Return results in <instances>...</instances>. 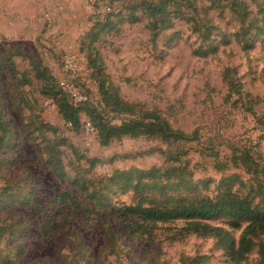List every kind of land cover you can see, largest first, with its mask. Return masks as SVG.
Listing matches in <instances>:
<instances>
[{"label": "rangeland", "instance_id": "374dc122", "mask_svg": "<svg viewBox=\"0 0 264 264\" xmlns=\"http://www.w3.org/2000/svg\"><path fill=\"white\" fill-rule=\"evenodd\" d=\"M108 1L91 6L87 0H26L25 31L19 30L17 36L13 25L6 32L14 34L6 37L0 33V50L16 43L26 55L13 60L18 77L7 70L0 72L3 114L12 128L0 161V197L5 201L0 206V225L19 224H9L4 231L0 255L5 264H192L202 257L204 264H229L215 239L173 236L182 222L160 225L154 239L148 240L131 235L127 216L111 215L114 208L134 199L126 184L109 181L115 172L165 170L171 164L157 151H174L175 146L124 137L104 147L95 132L86 131V123L79 131H71L53 105L45 106L33 67L50 75L55 86L63 78L64 59L73 53L83 59L77 74L80 85L91 101H99L82 48L94 22L107 13ZM117 1L121 3L115 13L121 10L125 18H117L116 31L104 32L94 47L105 73L124 101L157 110L174 130L195 136L179 146L185 152L179 166H186L189 175L168 182L170 195L214 198L221 191L220 182L235 176L233 190L253 198L255 176L233 167L230 161L233 149L245 148L264 165V126L258 122L264 119V0H196L195 10L181 8L184 19L171 15L168 23L159 18L157 27L154 19L141 13L137 23L126 20L129 9L125 6L139 0ZM172 1L168 11L178 9L177 0ZM226 69L241 86L242 98L227 99ZM26 79L31 84L20 85ZM245 96L261 98L252 103V112L241 108L240 101L247 105ZM123 119L114 117L112 123ZM47 127L55 132H47ZM55 135L57 144H62L59 156L40 152ZM224 163L230 167L222 168ZM56 169L65 176L58 177L53 172ZM75 183L89 193L104 189L107 196L100 202L99 195L87 196ZM5 187L9 189L6 195L2 192ZM61 192L71 193L76 204H50ZM253 199L263 209L264 177L262 191ZM209 224L225 229L236 242L244 228H231L227 219ZM47 225L50 232L45 235ZM256 259L255 252L241 264H256Z\"/></svg>", "mask_w": 264, "mask_h": 264}, {"label": "trees", "instance_id": "16d2710c", "mask_svg": "<svg viewBox=\"0 0 264 264\" xmlns=\"http://www.w3.org/2000/svg\"><path fill=\"white\" fill-rule=\"evenodd\" d=\"M100 0L93 6H96ZM196 0H177L178 9L168 11L167 7L172 0H158L157 2H150L146 0H139L125 8L129 9V17L126 18L129 23L134 24L139 21V15L154 19V26L157 27L159 18H165L170 23V16L175 18L184 19L181 8L188 7L196 9L193 2ZM117 0H109L106 9V14L101 20L94 22L93 27L83 40V48L87 54V68L91 71V76L97 85L99 101L95 104L91 101L89 92L80 85L78 78L76 81L77 87L85 97V101L77 106H74L71 100L59 90L57 85H51L50 81L53 78L50 75L43 73L38 66L33 67L34 79L40 83V90L42 96L46 100H50L55 107L57 113L61 117L64 124L69 125V130L77 132L84 123H90L96 133L98 142L101 146H108L113 141H119L124 137L131 139L148 138L158 140L167 146H175L174 151L158 150L159 154L165 160V163L171 164L167 169L163 170L160 167H152L149 170H140L137 168H130L128 170L115 172L109 179L113 184H126L127 189L134 192V199L131 204L121 205L119 208H114L112 216L117 214L127 216L129 222L127 225L131 227V235L137 238H146L148 240L154 239L155 232L159 229L160 225H169L176 222H182L183 226L174 230L173 236H178L179 239L189 235H195L201 238H213L216 241L218 248H221L224 253L225 261L229 264H241L245 262L250 255L256 252V264H264V207L263 209L257 208L254 204V197L262 191V177H264V165L261 166L251 156L248 149H233L231 164L233 167H240L251 176H255L257 181L256 194L251 198L249 195L243 196L233 190V180L235 176H229L224 181L220 182V193L216 197L202 196L200 194L171 196L170 191L172 188L168 187V182L181 176L189 175L186 166L180 167L181 158L185 156L179 146L192 139L194 134L186 135L180 131L174 130L168 121L163 118L157 110H147L140 107L138 104L129 103L124 101L119 91L111 83L108 75L105 73L102 62L97 58L94 47L105 32L116 31V26L119 25L115 22L117 18H125L121 10L115 13L118 7ZM174 4V3H172ZM264 54V45L262 47ZM15 58H26V55L21 51L19 45L16 43L10 47H4L0 50V72L7 70L14 77H18L19 73L16 69V64L13 61ZM228 72V73H227ZM231 70L226 69L223 73V81H225L228 95L227 99L234 96L242 98L241 86L239 83L233 81L230 76ZM24 74V73H23ZM26 78L25 75H23ZM31 80V79H30ZM30 80L20 81V85L31 84ZM22 82V83H21ZM58 83V82H57ZM10 89V84L8 85ZM3 91L0 87V91ZM0 94V161L2 153L8 145V138L12 134L10 123L5 120L3 114V105ZM247 101L241 102V108L246 112H252V103L258 102L261 98H252L245 96ZM264 101V98L262 99ZM235 102V103H240ZM250 106V107H249ZM117 116H123L124 119L119 124H113L112 119ZM83 117L85 121H83ZM82 122V123H81ZM259 124L264 126V119H258ZM46 128V127H43ZM48 128V127H47ZM47 132L51 128L45 129ZM48 139L46 144L40 149L43 154L44 151L53 152L59 156L57 150L62 148V144L58 139ZM217 155V154H215ZM55 157V158H58ZM52 158V157H51ZM50 159V158H49ZM47 164H51L47 160ZM57 164V160L54 161ZM58 165V164H57ZM230 167L223 164L222 168ZM56 169L55 174L58 177H64L65 174L58 173ZM186 172V173H185ZM261 175V179H260ZM2 175L0 172V180ZM160 184V187H157ZM206 184V183H205ZM80 192L89 195H99V200L107 196L106 191L103 189L102 193L94 192L89 193L86 187L80 189L75 183ZM125 186V185H124ZM9 189L7 187L2 189L4 195L7 194ZM1 196V195H0ZM94 198V197H93ZM98 203L97 200H95ZM107 202V200H106ZM105 202V204H106ZM5 203L4 198L0 197V206ZM52 205H72L76 204L74 196L69 192L56 193L50 200ZM133 218V220H129ZM227 219L228 225L234 229H242L241 235L236 242L229 232L223 228L211 226L209 221ZM50 224V219L47 224ZM10 226L17 227L19 224L5 222L0 225V244L4 231ZM22 224V223H21ZM48 224V225H49ZM45 230L43 234L48 235L49 229ZM9 226V227H8ZM112 232V231H111ZM10 249V248H8ZM18 255L20 256L21 251ZM0 247V253H1ZM205 258L202 257L198 260H193L192 264H204ZM5 257L0 255V264H5Z\"/></svg>", "mask_w": 264, "mask_h": 264}, {"label": "built area", "instance_id": "2783aa9c", "mask_svg": "<svg viewBox=\"0 0 264 264\" xmlns=\"http://www.w3.org/2000/svg\"><path fill=\"white\" fill-rule=\"evenodd\" d=\"M97 1L98 0H87V2L91 4V6L97 3ZM82 61L83 59L78 53H73L67 56L63 61L64 75L58 83L59 90H61V92L71 100L74 106H77L86 100L80 92V89L76 85V81L78 78L77 74ZM49 105L53 104L50 100H46L45 106ZM85 129L87 132H94L93 127L88 122L85 124Z\"/></svg>", "mask_w": 264, "mask_h": 264}, {"label": "crops", "instance_id": "0c3cea01", "mask_svg": "<svg viewBox=\"0 0 264 264\" xmlns=\"http://www.w3.org/2000/svg\"><path fill=\"white\" fill-rule=\"evenodd\" d=\"M25 5L26 0H0V33L2 35L8 37L14 34V31L6 32V30H13V25H16L17 36L20 33L19 30L25 31Z\"/></svg>", "mask_w": 264, "mask_h": 264}]
</instances>
